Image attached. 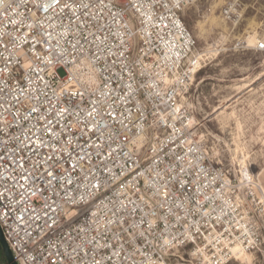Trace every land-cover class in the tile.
I'll return each mask as SVG.
<instances>
[{
  "label": "built area",
  "instance_id": "1",
  "mask_svg": "<svg viewBox=\"0 0 264 264\" xmlns=\"http://www.w3.org/2000/svg\"><path fill=\"white\" fill-rule=\"evenodd\" d=\"M197 1L180 0L175 8V0H159L171 11L153 9L152 20L145 17L144 24L135 9L113 20L117 10L101 7L99 23L110 25L112 34L106 37L91 22L83 25L91 30L89 39L95 34L97 44L104 42L97 51L95 44L81 48V20L70 22L64 8L71 0L39 11L35 5L51 0H28L27 8L16 7L18 0H0V227L18 264H88L96 252H118L111 264H231L244 254L264 258V189L255 187L250 172H232L211 158L187 101L205 67L184 19ZM224 16L236 21L234 3L225 6ZM173 20L182 31L173 29ZM41 24L51 33L48 44L43 43L47 37L36 35ZM261 45L256 49L264 51ZM20 75L27 87L18 92L19 100L5 98L19 89L13 77ZM69 97L80 105V122L76 116L66 122L73 133H84L79 141L84 150L73 153L59 169L62 175L48 177L51 184L34 182L39 166L25 162L29 153L20 151L15 136L21 129L28 132L30 122L45 123L36 122L41 112L51 116L67 108ZM93 106L96 112L85 120ZM96 119L102 132L96 131ZM76 145L74 139L72 148ZM73 163L78 167L68 174ZM105 235L110 247L96 249ZM126 240L138 250L130 258L133 248ZM0 264L6 263L0 259Z\"/></svg>",
  "mask_w": 264,
  "mask_h": 264
},
{
  "label": "rangeland",
  "instance_id": "2",
  "mask_svg": "<svg viewBox=\"0 0 264 264\" xmlns=\"http://www.w3.org/2000/svg\"><path fill=\"white\" fill-rule=\"evenodd\" d=\"M238 18L228 22L225 6ZM205 67L188 103L200 122L211 158L232 172H250L264 189V0H198L184 13ZM231 264H264L244 254Z\"/></svg>",
  "mask_w": 264,
  "mask_h": 264
},
{
  "label": "snow or ice",
  "instance_id": "3",
  "mask_svg": "<svg viewBox=\"0 0 264 264\" xmlns=\"http://www.w3.org/2000/svg\"><path fill=\"white\" fill-rule=\"evenodd\" d=\"M60 3V0H51V3L45 4V5H35V8L39 10H44L47 8H51L53 4ZM28 0H18V3L16 4V7L18 8H27ZM104 7L108 9L110 12L112 8H115L117 12L112 13L113 20L116 19L117 14H120L121 16L123 13H126L129 8L135 9L137 15L139 16V23L144 24L145 23V17L147 18V21L152 20V16L155 14L153 9L156 11H161L167 9L169 12L171 9L169 8L168 3L161 4L159 0H138V2H133L130 5L128 4L127 0H119V3L116 4H105L104 0H71L70 3H66L64 5V8L68 9L70 15L67 16V19L75 23L76 20H81V27L79 31L83 33L84 43L81 44V48H87L89 44H95L97 51L100 50V45H102L104 42L100 41L98 44L94 38L95 34H92L93 38L89 39V33L90 29L83 28V25L86 23L91 22L93 26L96 27L98 32L105 33V36L112 34V28L110 25H101L99 23L101 16L98 14V10ZM172 7L180 8V0H175V2L172 4ZM77 9H80L78 12ZM85 19H81V18ZM30 17L25 18V23L29 28L32 27L31 23H28L30 20ZM159 19H163V16L159 17ZM10 23L16 24V21L13 20ZM40 31L36 33L38 36L47 37L43 39V43L48 44L49 39L51 38V33L47 31L44 25L38 26ZM164 27H167L165 24ZM172 27L174 30L182 31L181 25L177 23V21H172ZM118 36V33H116ZM160 39H163V37H160ZM39 41L33 40V44L37 43ZM76 43H80L79 37L76 38ZM167 43V42H166ZM261 47H264V45H261ZM113 55H116V53H113ZM119 55H123V52H120ZM115 63V61H113ZM0 72H3V69H0ZM15 80H17L20 83L19 89H14L12 93H7L5 98H12L15 100H19V91H23L25 87H27V83L25 82L24 76H14ZM5 87H8L6 85ZM130 87V86H129ZM0 91H4L3 88H0ZM107 95V93H105ZM68 107L63 109H55L54 112L51 114L49 111L41 112L38 117H36L37 124L40 121H45L40 127H37L36 124L29 123L28 126V132H25L23 129L20 130V134L15 136V141L17 143V146L19 147L21 152H24L26 149L29 153L27 159L25 160L26 163H29L31 167H37L39 166L37 173L32 176L33 181L37 180H46L49 184L52 183V181L48 180L49 176H52L53 172L57 173V176L62 175L63 173L59 172V169L63 168L65 164H67L69 161L72 160L73 153H75L77 156H79V153L84 150V145L80 144L79 141L81 137L84 135L83 132L76 134L73 133L70 127V124L66 121H68L69 117L76 116L77 123L80 122V105L74 104L72 102L71 97H69L68 100ZM39 110V107H33L31 109L27 110V115L23 119H28V116H31L33 113H36ZM96 112L95 106H93L92 110L88 111L85 115L84 119L87 120L88 117H93V114ZM103 113L100 114V117L103 118ZM19 122V119H18ZM95 123L97 125L96 131L102 132L103 129L100 126V120L96 119ZM29 133H31L29 135ZM76 140L77 145L75 148H72L73 140ZM87 143L86 141L84 142ZM72 148V151H69V149ZM85 156H88V153L85 152ZM90 158V157H89ZM78 167L77 163H73L71 168L67 169L66 172L68 174H71L75 171V169ZM47 168L49 171H47L46 174H41V170ZM177 183L180 187H184V183L179 177H176ZM58 187V185H57ZM54 192L56 191L55 188L52 189ZM123 206V205H122ZM124 230L121 229V232ZM143 233H139V237H142ZM110 238L105 236H102L100 240H98L95 244L96 249H106L109 248L110 245L107 242ZM117 241L120 240V237L117 236ZM101 241H104L101 243ZM126 243L133 248V252L129 253V257L135 255L137 249H135V242L131 240H126ZM91 253V249H90ZM89 253H86L85 255H88ZM120 254L118 252L113 253L112 255H109L107 252L100 253L96 252L93 254V259L91 261H88V264H102V262H107V264H111V261L113 260V256H119ZM99 257V258H97Z\"/></svg>",
  "mask_w": 264,
  "mask_h": 264
},
{
  "label": "water",
  "instance_id": "4",
  "mask_svg": "<svg viewBox=\"0 0 264 264\" xmlns=\"http://www.w3.org/2000/svg\"><path fill=\"white\" fill-rule=\"evenodd\" d=\"M0 249L3 252L7 264H18L9 248L8 243L5 240L1 227H0Z\"/></svg>",
  "mask_w": 264,
  "mask_h": 264
},
{
  "label": "trees",
  "instance_id": "5",
  "mask_svg": "<svg viewBox=\"0 0 264 264\" xmlns=\"http://www.w3.org/2000/svg\"><path fill=\"white\" fill-rule=\"evenodd\" d=\"M0 259H1L4 263L7 264V262H6L5 258H4V255H3V252H2L1 249H0Z\"/></svg>",
  "mask_w": 264,
  "mask_h": 264
},
{
  "label": "bare ground",
  "instance_id": "6",
  "mask_svg": "<svg viewBox=\"0 0 264 264\" xmlns=\"http://www.w3.org/2000/svg\"><path fill=\"white\" fill-rule=\"evenodd\" d=\"M249 175V177H251L250 176V174H248ZM254 184H255V187L258 189V190H260L262 187L258 184V183H256V182H254ZM263 189V188H262ZM243 256V255H242Z\"/></svg>",
  "mask_w": 264,
  "mask_h": 264
}]
</instances>
